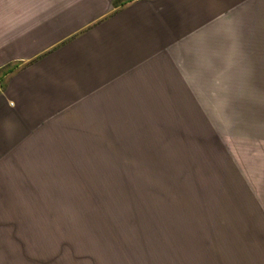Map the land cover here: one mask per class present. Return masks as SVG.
<instances>
[{"label": "rangeland", "instance_id": "1", "mask_svg": "<svg viewBox=\"0 0 264 264\" xmlns=\"http://www.w3.org/2000/svg\"><path fill=\"white\" fill-rule=\"evenodd\" d=\"M61 100L51 144L25 130L0 158V264H264V144L239 99Z\"/></svg>", "mask_w": 264, "mask_h": 264}, {"label": "crops", "instance_id": "2", "mask_svg": "<svg viewBox=\"0 0 264 264\" xmlns=\"http://www.w3.org/2000/svg\"><path fill=\"white\" fill-rule=\"evenodd\" d=\"M0 75V158L25 130L51 144L61 99L183 87L239 99L264 144V0H0Z\"/></svg>", "mask_w": 264, "mask_h": 264}, {"label": "trees", "instance_id": "3", "mask_svg": "<svg viewBox=\"0 0 264 264\" xmlns=\"http://www.w3.org/2000/svg\"><path fill=\"white\" fill-rule=\"evenodd\" d=\"M120 2L122 1V0H119ZM116 3V2H115Z\"/></svg>", "mask_w": 264, "mask_h": 264}]
</instances>
